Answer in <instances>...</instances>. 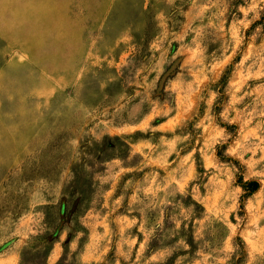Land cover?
Segmentation results:
<instances>
[{"label":"rangeland","instance_id":"374dc122","mask_svg":"<svg viewBox=\"0 0 264 264\" xmlns=\"http://www.w3.org/2000/svg\"><path fill=\"white\" fill-rule=\"evenodd\" d=\"M261 18L0 0V264H264Z\"/></svg>","mask_w":264,"mask_h":264},{"label":"trees","instance_id":"16d2710c","mask_svg":"<svg viewBox=\"0 0 264 264\" xmlns=\"http://www.w3.org/2000/svg\"><path fill=\"white\" fill-rule=\"evenodd\" d=\"M261 20L263 21V29H264V18H261ZM249 185H253L254 186V189L252 190H249L250 193L256 191L258 189V185L256 183H252V184H249Z\"/></svg>","mask_w":264,"mask_h":264}]
</instances>
